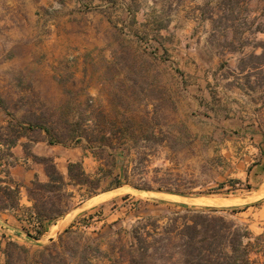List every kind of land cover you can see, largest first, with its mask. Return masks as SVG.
I'll return each mask as SVG.
<instances>
[{"label":"rangeland","instance_id":"rangeland-1","mask_svg":"<svg viewBox=\"0 0 264 264\" xmlns=\"http://www.w3.org/2000/svg\"><path fill=\"white\" fill-rule=\"evenodd\" d=\"M262 40L264 0H0L3 114L63 130L81 117L90 126L96 115L119 122L127 103L174 106L154 131L161 143L134 131L132 151L139 153L128 162L136 169L131 180L202 192L170 199L123 186L80 203L75 190L66 216L74 226L28 238L21 257L33 264L42 250L60 264H112L120 238L128 241L138 221L162 223L183 205L201 203L251 231L245 241L262 260L264 178L260 185L248 173L261 142L249 135H264V83L258 71L247 80L251 69L240 72L239 62L259 53ZM63 145L82 147L69 139Z\"/></svg>","mask_w":264,"mask_h":264},{"label":"trees","instance_id":"trees-1","mask_svg":"<svg viewBox=\"0 0 264 264\" xmlns=\"http://www.w3.org/2000/svg\"><path fill=\"white\" fill-rule=\"evenodd\" d=\"M257 45L261 47L259 53L252 51L239 58L240 72L245 67H250L251 71L245 74L248 80L253 71H258L254 74L258 75L257 81L263 85L264 40ZM0 107L6 109L1 98ZM175 108L162 104L127 103L120 108L123 119L119 122L108 121L104 116L96 115L90 126L86 124L88 119L81 117L63 130H56L39 120L22 122L11 118L5 125H0V214L15 210L20 200V184L9 173L13 164L11 147L22 136H27L32 141L41 139L37 136L38 133H45L44 138L50 144H64L67 139L73 141L74 145L81 144L99 161V165L93 174H89L81 161H70L64 175L57 169L53 158L32 154L28 142L23 144L26 154L43 164L47 177L43 181L35 177L25 188L27 199L31 201V205L24 209L25 219L33 232L26 227L22 229L34 239L43 234L47 224L56 222L74 207L71 201L75 190L80 192V203L101 191L125 184L139 190H155L182 196L201 194V191L191 192L178 185L171 186L163 180L156 181L155 185L131 180L136 175V169L130 168L128 162L134 153H139L132 151L139 139L134 131L139 128V131L146 133L145 138L140 139L156 137L157 143H161L162 138L154 136V131H157L155 129L160 124L159 118L173 112ZM104 181L107 183L103 185ZM237 182L239 180L233 181ZM183 207L185 211L166 218L162 223L160 218L148 217L134 224L129 231V240L120 238L118 255L112 264H264V258L260 260L251 256L257 250L255 243L245 241L251 236V231L246 227L224 215L215 214L218 209L213 206ZM76 222L77 220H73L64 231H68ZM2 251L7 264H30L26 255L21 257V252L29 253V249L16 241H8ZM38 254L39 259L32 258L33 264H60L42 250ZM83 259L86 264H91L86 258ZM83 261L81 264H84Z\"/></svg>","mask_w":264,"mask_h":264},{"label":"crops","instance_id":"crops-1","mask_svg":"<svg viewBox=\"0 0 264 264\" xmlns=\"http://www.w3.org/2000/svg\"><path fill=\"white\" fill-rule=\"evenodd\" d=\"M3 111L5 114L0 111V118H2L0 120V125H5L11 120L9 116L10 114L5 110ZM249 136L252 137V139L258 138L261 142L256 146L254 145L256 153L258 150V157L252 160V165L248 176L254 177V179L257 180L256 183L261 185L259 180L264 178V135L261 137V135L254 133L250 134ZM44 137L45 134L43 138L37 141H32L29 139V137L22 136L18 142L11 147L13 164L9 168V173L10 177L20 184L21 190L19 206L15 210L6 211L0 214V264H7L6 257L2 250L8 241H16L21 245H26L25 240H29L30 238L34 239L28 236L22 229L23 227L29 228V224L25 219L24 209L31 205V201L27 199L25 188L35 177L42 181L47 179L43 164L34 160L31 155L26 154L23 146L24 143L28 142L29 150L32 154L53 158L57 169L64 175L67 173V164L70 161H81L85 171L89 174H93L97 169V160L88 150L81 146H69L60 143L50 144ZM263 182L264 180L262 183ZM263 196L264 192L262 197ZM259 210H264V201L262 202L261 208ZM69 212L56 220V222L47 224L46 230L41 236L49 234L51 231H53L54 226H56L55 230H57L58 228L63 229L67 223L70 224V221L72 220H66V216L69 214ZM20 231L22 233H20ZM29 231L32 232L30 228ZM13 233H15V235ZM38 239H40V237Z\"/></svg>","mask_w":264,"mask_h":264},{"label":"bare ground","instance_id":"bare-ground-1","mask_svg":"<svg viewBox=\"0 0 264 264\" xmlns=\"http://www.w3.org/2000/svg\"><path fill=\"white\" fill-rule=\"evenodd\" d=\"M112 192H108V193H104V194H100V195H98V196H96V197H93L92 199L93 200H103V199H105V198H107L110 194H111ZM144 193V192H143ZM157 194H160V195H164V194H170V193H157ZM172 195H174V196H167L168 198H170V199H177V198H179V196H177V195H175V194H172ZM163 197V196H162ZM91 199V200H92ZM195 200V202H201V200L202 201H206L207 203H209V204H212V205H215V204H222V203H226V202H230V200L229 199H216V198H208V199H206V200H203V199H200V198H195L194 199ZM94 205V204H93ZM56 229V226H54L53 227V230H55Z\"/></svg>","mask_w":264,"mask_h":264},{"label":"water","instance_id":"water-1","mask_svg":"<svg viewBox=\"0 0 264 264\" xmlns=\"http://www.w3.org/2000/svg\"><path fill=\"white\" fill-rule=\"evenodd\" d=\"M126 187V188H128V189H130V190H133V191H135V192H139V193H151V192H154V191H150V190H139V189H136V188H133L132 186H130V185H121V186H119V187H116V188H113V189H117V188H120V187ZM113 189H110V190H108V191H102L101 193H97V194H95V195H92V196H90L88 199H92L93 197H96V196H98V195H100V194H104V193H108V192H111V190H113ZM193 201L195 202V200L193 199ZM195 203H197V202H195ZM201 203H198V204H196V205H193V206H203V205H200ZM207 205H210V204H207ZM204 206H206V204L204 205ZM60 231V228H58V231L57 232H59ZM54 239V236H50L49 238H48V241H52Z\"/></svg>","mask_w":264,"mask_h":264}]
</instances>
